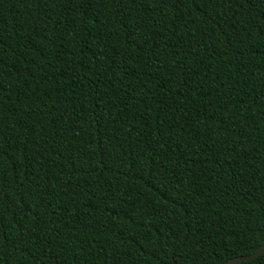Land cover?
Here are the masks:
<instances>
[{
  "label": "trees",
  "instance_id": "obj_1",
  "mask_svg": "<svg viewBox=\"0 0 264 264\" xmlns=\"http://www.w3.org/2000/svg\"><path fill=\"white\" fill-rule=\"evenodd\" d=\"M263 244L264 0H0V264Z\"/></svg>",
  "mask_w": 264,
  "mask_h": 264
},
{
  "label": "water",
  "instance_id": "obj_2",
  "mask_svg": "<svg viewBox=\"0 0 264 264\" xmlns=\"http://www.w3.org/2000/svg\"><path fill=\"white\" fill-rule=\"evenodd\" d=\"M263 251H264V244L261 245L257 249V251H255L254 253H251V254H248V255H238V256H235L233 258L228 259L227 261H224L221 264H234V263L239 262V261L250 260V259H253V258L261 255L263 253Z\"/></svg>",
  "mask_w": 264,
  "mask_h": 264
}]
</instances>
